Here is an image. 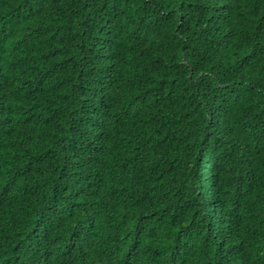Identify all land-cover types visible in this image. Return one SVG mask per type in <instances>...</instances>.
<instances>
[{
	"label": "trees",
	"instance_id": "1",
	"mask_svg": "<svg viewBox=\"0 0 264 264\" xmlns=\"http://www.w3.org/2000/svg\"><path fill=\"white\" fill-rule=\"evenodd\" d=\"M18 167L0 264H170L180 238L187 264H264V0H0ZM95 220L105 249L79 258Z\"/></svg>",
	"mask_w": 264,
	"mask_h": 264
},
{
	"label": "clouds",
	"instance_id": "2",
	"mask_svg": "<svg viewBox=\"0 0 264 264\" xmlns=\"http://www.w3.org/2000/svg\"><path fill=\"white\" fill-rule=\"evenodd\" d=\"M26 150H16L14 153H21L25 154ZM204 155L202 156V181L205 180V171H204ZM20 168L18 167V170H14L11 172H5L3 169L0 168V210L1 211H7L3 208V205H6L9 211H17L22 210V207H16L14 208L13 205H11L9 202L17 201L18 194L20 195V192L23 191L27 193L29 191L30 187H24L20 182ZM57 186L54 184V189ZM208 190H206V185L204 182L201 186V197L202 202L205 206L206 197L208 198ZM65 200L59 201V207L61 210L65 208L63 203ZM53 205V201L50 202ZM33 211V210H32ZM218 213V211H217ZM103 219V218H102ZM104 221V219H103ZM215 220H212L210 223H215ZM99 227L98 221L95 220L87 225L80 226L75 229L73 233L69 234L68 238V246L67 249L70 252H73L77 257L84 258V259H98L100 256V252L105 249L106 243L102 242V238L95 240V229ZM109 236V235H108ZM176 246L179 248V252L177 253V256L175 258L174 262H171L170 264H187V257H184L187 242H184L183 239H178L175 243ZM139 246V245H138ZM137 246V247H138ZM109 247V246H108ZM246 248V254H249V248L248 246H245ZM136 249V247L133 249V251ZM111 250V249H108ZM182 251V252H180ZM132 252H130L131 254ZM129 254V256H130ZM255 255V257H262L264 255V245L257 248V246H254L253 249H251V253ZM252 262V261H251ZM63 264H66L65 261H63Z\"/></svg>",
	"mask_w": 264,
	"mask_h": 264
}]
</instances>
